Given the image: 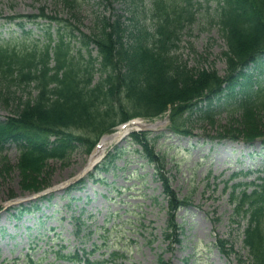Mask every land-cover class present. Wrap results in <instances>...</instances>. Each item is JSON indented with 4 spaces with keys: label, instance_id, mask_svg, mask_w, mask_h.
I'll return each mask as SVG.
<instances>
[{
    "label": "rangeland",
    "instance_id": "obj_1",
    "mask_svg": "<svg viewBox=\"0 0 264 264\" xmlns=\"http://www.w3.org/2000/svg\"><path fill=\"white\" fill-rule=\"evenodd\" d=\"M191 3L193 18L184 23L173 55L189 68H213L225 77L227 44L217 23L218 0ZM151 7L152 0H79L75 8L62 0H0V45L42 47L48 43L50 29L54 46L60 33L69 38L66 27L71 25V55L84 67H94L96 84L104 77L97 49L91 46L90 58L81 44L82 35L98 33L107 18L120 22L127 44L132 31H153L156 18ZM42 8L46 15L59 18V23L28 18L41 15ZM249 72L254 79H263L264 60ZM28 91L22 87L16 97L25 98ZM240 97L213 100L214 124L200 117L199 109L209 103L199 100L186 114L190 135L170 132V112L154 120H135L138 124L130 133H150L155 153L165 156V173L173 189L190 201L176 212L177 229L171 227L172 215L156 164L131 142L130 133L111 140L117 128L102 137L108 145L100 163L119 153L113 165L99 169L94 177L89 176L95 168L86 170L95 152L89 156V144L78 145L66 160L49 161L46 187H51L40 194L22 188L19 148L6 145L0 150V264H80L58 259L56 253L62 247L63 253L84 251L92 260H106L105 264H249L244 246L247 219L239 220L234 214L231 194L245 188L251 191L258 177L264 176V143L213 138L230 124L238 125L240 114L234 110ZM9 101L7 105L0 96V118L14 113L15 103ZM21 205L32 211L21 213ZM174 233L181 243L174 242L176 235L167 237ZM220 240L230 255L222 252ZM113 252L118 253L116 258L111 257Z\"/></svg>",
    "mask_w": 264,
    "mask_h": 264
},
{
    "label": "trees",
    "instance_id": "obj_2",
    "mask_svg": "<svg viewBox=\"0 0 264 264\" xmlns=\"http://www.w3.org/2000/svg\"><path fill=\"white\" fill-rule=\"evenodd\" d=\"M62 1L71 8L79 3V0ZM191 2L152 0L151 13L156 18L153 31L136 29L130 33L127 44L123 41L125 31L117 20L105 18L98 33L83 34L81 44L88 49L90 58H93L91 46L97 49L96 58L104 77L96 84L94 67H84L71 55L69 40L74 34L71 25L66 27L69 38L59 32L54 46V33L50 29L46 33L48 43L42 47L0 45V96L7 105L9 100L15 103L14 113L0 118V150L8 144L19 148L17 168L24 190L36 193L44 190L49 183L46 182L49 161L68 159L81 144H89L91 151L101 136L132 118H156L170 111L171 132L192 134L186 114L195 109L199 100L209 103L199 109L200 117L214 124L213 100L240 94L234 110L240 114L238 125L230 124L214 140H243L251 144L264 141V77L254 79L249 72L251 66H259L264 60V0H218L217 23L227 44L223 53L227 62L225 77L213 68H189L173 55L184 23L193 18L192 11L189 12ZM28 18L49 19V24L60 20L46 15L44 8L41 15ZM22 87L23 91L29 88L30 91L25 98L16 97ZM130 140L156 164L172 215L171 227L177 229L176 212L190 201L181 199L173 189L165 173V156L155 153L149 134L134 132ZM118 153H111L98 170L113 165ZM258 179L251 191L245 188L231 194L234 214L239 220L247 219L244 246L249 264H264V176ZM20 210L26 213L32 207ZM175 235L174 242L181 243L176 233L167 237ZM219 244L222 252L230 255L225 243L220 240ZM56 256L85 264L107 263L104 259L91 260L89 255L81 257L79 252L64 254L60 250ZM116 256L117 252L111 254L112 258ZM160 262L165 263L163 259Z\"/></svg>",
    "mask_w": 264,
    "mask_h": 264
},
{
    "label": "bare ground",
    "instance_id": "obj_3",
    "mask_svg": "<svg viewBox=\"0 0 264 264\" xmlns=\"http://www.w3.org/2000/svg\"><path fill=\"white\" fill-rule=\"evenodd\" d=\"M138 123L136 121H133L129 124H126L122 127H120L119 131L117 134L114 135L113 139L111 140H119L122 137H125L130 131H132L134 129V127L137 125ZM107 140L103 139L97 146V149L94 153V155L90 158V164L87 168V170H90L91 168H93V166L95 165V163H97L98 161H100L102 159V154L105 151V148L107 147Z\"/></svg>",
    "mask_w": 264,
    "mask_h": 264
}]
</instances>
